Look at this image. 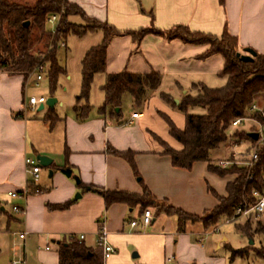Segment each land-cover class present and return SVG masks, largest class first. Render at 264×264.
<instances>
[{"label":"crops","instance_id":"0c3cea01","mask_svg":"<svg viewBox=\"0 0 264 264\" xmlns=\"http://www.w3.org/2000/svg\"><path fill=\"white\" fill-rule=\"evenodd\" d=\"M68 1L79 5L86 16L106 22L119 31L150 25L164 31L185 25L191 31L218 36L226 29L237 38L240 54H247L244 49L264 54V0ZM206 48L207 44L185 43L152 33L144 35L139 42L130 35L112 37L106 48L105 72L155 71L160 74V85L141 107L135 108L128 97L126 102L132 109L126 117L122 114L121 123L98 114L92 106L82 121L76 119L73 110L64 116L54 111L57 119L53 125L43 116L27 118L23 107V77L0 71V198H6L5 202L15 200L13 204L23 209L8 215L5 225L9 228L14 224L21 232H26L23 242L34 241L38 245L41 264H58L59 243L66 241L69 235L83 234L86 247L100 250L96 230L102 218L108 241L115 249L103 264H202L205 259L211 260V264H228L227 256L208 258L205 250L194 242L195 226L200 222L187 221L184 230L178 232L175 216L154 213L148 226L130 227L129 221L139 218L140 206L113 203L105 207L102 196L94 190L141 194L145 186L156 201H165L199 216L217 204L208 187L215 189L203 178L204 171L196 169L203 163L209 180L213 175L220 177L208 170L207 162H194L190 169L174 167L169 156L162 154L160 143L152 137L156 135L174 149L181 148L157 113L168 116L178 128L184 126V116L169 108L171 105L157 95L166 93L175 102L184 94L194 95L195 84L218 85L219 77L226 81V76L220 75L223 66L220 54L200 57ZM101 74L104 77V73ZM165 80L173 82L175 87H161ZM53 107L44 106L39 111H53ZM20 111L22 116L15 117ZM133 112L141 115L128 124ZM108 149L131 151L138 176L126 159ZM37 154L46 155L52 161L47 167L40 166L38 178L33 180L25 171L24 158H35ZM62 170H68L69 175ZM220 178L225 180L224 192H215L225 195V184L233 180L234 175ZM202 179L209 197L206 194L205 202L195 205L197 186L201 188ZM33 186L39 187L40 192L15 199L7 195L8 191H23ZM76 194L79 196L75 197ZM64 203H68L65 208H51V205ZM0 210L4 211V207ZM225 240L221 237L218 242ZM252 244L253 240L249 239L241 248L248 249L249 253ZM46 245L49 249H45ZM248 253L236 257L248 258Z\"/></svg>","mask_w":264,"mask_h":264},{"label":"trees","instance_id":"16d2710c","mask_svg":"<svg viewBox=\"0 0 264 264\" xmlns=\"http://www.w3.org/2000/svg\"><path fill=\"white\" fill-rule=\"evenodd\" d=\"M220 2L222 0H219ZM51 15L59 17L54 32L46 28L47 18ZM71 15H79L95 24L93 29L79 27L68 21ZM28 21L25 26L24 22ZM101 30L102 39L99 44L90 47L80 62L81 87L75 96L72 107L77 120H84L90 110L88 102L89 91L93 77L97 73H104L101 85L103 102L97 107L100 115L113 118L121 123L123 96L128 94L135 108L141 107L149 95L160 85V74L155 71L133 73L126 70L119 72H105L106 48L110 39L118 35H130L139 42L148 33L162 35L167 39H179L185 43L207 44L206 50L200 57L218 53L223 58L220 75L226 76V82L221 87L211 88L203 84H195L196 93L184 94L175 103L166 93H160V98L166 103H172L177 110L184 114V126L178 128L166 115L160 114L164 120L168 133L180 145V149L168 146L156 135H152L163 148L162 154L169 156L174 167L190 169L194 162L205 161L209 171L220 177L233 174L234 179L226 182L225 195H218L212 188L208 191L216 198L217 204L203 212L194 215L173 207L165 201H156L149 190L143 186L142 193H130L121 190H104L94 188L103 198L105 207L113 203H125L129 207L139 205L141 211L148 206L156 208L155 214L164 213L176 217V229L183 231L185 223L198 221L207 229L214 226L221 218H228L234 209L242 204L253 201L252 191H264V54L254 52L252 59L243 61L238 56V40L226 29L218 36L191 31L185 25H175L161 31L152 25L136 30L119 31L108 23L88 17L82 8L68 0H0V71L8 75H21L23 81L33 71L38 63L47 62L46 73L50 89L53 90L59 74L64 68L58 63L56 50L69 34L82 36L87 32ZM259 99H262L258 105ZM202 107V114L190 113L191 107ZM22 113L17 112L15 117ZM236 118L253 120L258 128L231 130V121ZM43 119L53 125L57 116L48 110ZM240 126V125H239ZM258 132L259 137L253 140L249 132ZM238 145L246 142V149L240 161L228 167H219L212 162L210 152L226 145ZM111 153L121 156L130 164L133 172L138 176L131 151H117L108 149ZM255 152L257 160L250 161L251 152ZM240 162V163H239ZM93 189V188H92ZM68 203L51 205V208H65ZM252 228L250 221L235 224V229L243 236L253 240L257 235L260 246L253 248L255 255L264 259V225L257 221ZM59 243L58 264H103L99 249H91L78 242L75 235ZM230 259L244 257L248 253L246 248L232 249L229 247Z\"/></svg>","mask_w":264,"mask_h":264},{"label":"rangeland","instance_id":"374dc122","mask_svg":"<svg viewBox=\"0 0 264 264\" xmlns=\"http://www.w3.org/2000/svg\"><path fill=\"white\" fill-rule=\"evenodd\" d=\"M33 0H28L31 3ZM68 21L74 23L79 27H87L93 29L95 26L89 19L85 17H81L79 15H71L68 17ZM46 28L52 30L53 24L46 23ZM102 39V31L97 30L93 32H87L82 36H77L74 34H69L64 40L65 46H59L56 50V58L58 63L64 68V73L58 75L55 87L53 90L50 89L49 79L46 73L47 62H43L45 71L41 74V80L38 83L34 82V75L27 80V83L24 87L25 99L30 96H40L43 95L45 98L55 97L56 103L54 104L53 111H55L60 116H64L66 113H70L72 111V105L74 104L75 96L79 93L81 87V74H80V62L85 52L92 46H95L100 43ZM69 76L66 78V76ZM104 82L103 74L97 73L94 75L93 80L91 82V87L89 91L88 102L93 107V109H97L103 102V92L101 90V85ZM223 78H217L218 85H213L210 87L216 88L221 87L225 84ZM172 86L175 87L174 83L165 80L161 87L170 88ZM128 94L123 96V104H122V114L123 117H126L127 114L132 109L128 102ZM157 98L160 95L156 96ZM262 99H259L258 105H260ZM170 105L172 103H169ZM172 106V107H171ZM169 106L172 110H174L178 114H184L174 108L173 105ZM37 107L33 109L26 110V117L33 118L37 116H43L44 113L42 111H36ZM23 110V109H22ZM21 112V111H20ZM190 113L202 114L205 112V109L202 107H191L188 109ZM161 114V112H158ZM157 113V116L162 120L161 116ZM251 127L258 128L257 123L253 120L246 119V122L243 125L238 126L239 129H249ZM234 128L231 127V130ZM249 147V144L246 142H241L238 145L231 144L226 145L225 147H221L218 150H213L210 152V157L212 158V162L214 163L216 160H230V159H238L240 161L241 157L245 153L246 149ZM240 163V162H239ZM200 171H204V176L208 185L212 186L216 192L223 193L224 192V183L225 180L216 175L208 178L204 164H198ZM206 174V175H205ZM206 194L209 197V194L206 192V183L204 179L201 181V188L197 186V195L194 198L195 205H200L202 202H205ZM15 199V198H14ZM189 200V199H188ZM6 201V198H0V207H4V211L0 210V264H12L14 261H17V264L21 263L22 260H25V264H41L38 258L39 256V248L38 245L33 241H25L18 238V234L21 233V230L14 224H11L9 228H6V221H8V215L15 214L11 210V205L13 201ZM183 205H187L183 203ZM190 205V203H188ZM146 208L151 209L153 213L156 208L154 206H148ZM141 209V208H140ZM259 221L264 225V216H261L259 220L250 221L252 228L256 226V222ZM243 224L245 220L239 219L238 221H228L227 218H221L214 226H210L205 229L201 224H196L197 231L195 232L196 239L195 243L198 244L199 248H203L205 250V254L208 258L214 257H223L227 256L228 264H264V259L257 258L255 256L253 248H258L260 246L259 240L257 239V235L253 238V244L249 249L248 258H239L235 257L233 261H230V253L229 247L232 249L241 248L248 244L249 239L245 236H242L235 229V224ZM217 229H216V228ZM264 234L259 235L258 237H263ZM221 237H225V241L218 242ZM176 239V238H174ZM199 240V242H198ZM219 245V246H218ZM52 252L54 250H51ZM25 258V259H24ZM211 260H204L202 264H211ZM170 264H176L172 262Z\"/></svg>","mask_w":264,"mask_h":264},{"label":"built area","instance_id":"2783aa9c","mask_svg":"<svg viewBox=\"0 0 264 264\" xmlns=\"http://www.w3.org/2000/svg\"><path fill=\"white\" fill-rule=\"evenodd\" d=\"M58 19H59V17L57 15H51L46 20L47 23L53 24V28L51 30L52 32H54V30H55ZM61 46H65V43L62 42ZM44 71H45L44 65L41 62L38 63L35 66V68L33 69V71L31 73H29L27 78L23 81V88L25 87L27 80L30 77H32L33 75L35 76L34 82L38 83V81L41 80V78H42L41 74ZM45 100H46V98L43 95L28 97L27 99H25V101L23 103L24 111H26L27 109H33L34 110L40 104H43L45 102ZM140 115L141 114L138 112L131 113V115H130L131 117L127 121V123L128 124L133 123V119L140 116ZM21 116H22V114L18 117H21ZM243 120H245V119L236 118V119L232 120L230 124L232 127H236V126L241 125ZM249 159H250V161L245 162L246 165H250L251 162L257 160V155L254 151L251 152ZM233 163H238V161H233V160H228V159H226V160L222 159V160L217 161V165L219 167H228ZM24 167H25V171L32 176L33 180H36L38 178L40 165L38 164V161L34 157H25L24 158ZM39 192H40V188L37 186H33L30 188L26 187L23 191H8L7 195L11 198H21V197H26L30 193H39ZM252 196H253V201L249 204H242V205L237 206L234 209L232 215L227 218L228 221H238L239 219H242V218L245 221L246 220L256 221V220H259L261 218V216H264V191L260 192L257 190H253ZM11 210L13 212H16V213H20L23 211V209L16 204H13L11 206ZM153 218H154L153 211H151V209H149V208H145L141 211L138 219H133V220L129 221V226L134 227V226L140 224L141 227H146L153 221ZM107 235L108 234H107V230L105 227V220H104V218H102L98 221V224H97L96 244L99 246V248L101 250V258H102L103 262L105 260H107L115 252L114 247L108 241ZM18 236L22 240H24V238L26 236V232H21L18 234ZM70 237H68V238H70ZM74 237L78 242H81V241H83L84 235L83 234H77ZM45 249H49V246L46 245ZM16 262L17 261H14L13 264ZM24 262H25L24 260L21 261V263H23V264H24Z\"/></svg>","mask_w":264,"mask_h":264},{"label":"water","instance_id":"95a60500","mask_svg":"<svg viewBox=\"0 0 264 264\" xmlns=\"http://www.w3.org/2000/svg\"><path fill=\"white\" fill-rule=\"evenodd\" d=\"M24 25L27 26L28 25V21L24 22ZM247 54H240L238 53V56L240 57L241 60L243 61H249L252 59V56L254 55V52L250 49H244ZM175 102H178L177 99H175ZM56 103V98L55 97H48L46 98L45 102L43 104H40L38 107H37V111L39 110H42L44 108V106L52 109V107L54 106V104ZM248 136H250L253 140H257L258 137H259V134L258 132H249L248 133ZM35 159L38 161V164L42 167H47L50 165L52 159L46 155H41V154H37L35 156ZM62 172H64L66 175H69V171L67 170H62ZM52 173V170L49 169V174ZM79 194H76L75 197H78Z\"/></svg>","mask_w":264,"mask_h":264}]
</instances>
